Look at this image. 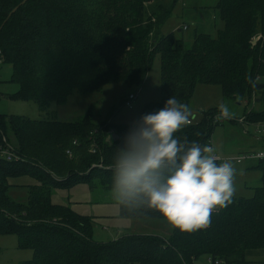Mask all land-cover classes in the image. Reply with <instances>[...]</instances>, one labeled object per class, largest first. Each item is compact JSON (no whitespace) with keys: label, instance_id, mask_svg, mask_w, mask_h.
I'll return each mask as SVG.
<instances>
[{"label":"trees","instance_id":"16d2710c","mask_svg":"<svg viewBox=\"0 0 264 264\" xmlns=\"http://www.w3.org/2000/svg\"><path fill=\"white\" fill-rule=\"evenodd\" d=\"M6 1L0 4V60L12 66L17 97L42 112L73 92H99L117 81L138 88L157 54L160 100L145 105L141 115L159 109L171 95L189 107L196 86L213 85L227 102H252L244 122H264V40L252 44L258 27L264 29L258 24L264 0L254 2L259 13L245 12L237 23L231 20L240 6L219 0L220 18L229 26L216 38L194 35L188 45L160 31L176 0ZM215 116L218 109L190 115L189 124L174 135L209 145L221 121L238 119ZM81 125L85 131L77 137ZM128 127L94 124L90 114L73 124L0 115V143L6 137L20 158L0 161V235H15L19 247L32 252L31 260L20 264H193L201 254L211 264H246V252H264V158L257 160L261 185L251 198L232 199L212 211L207 227L192 232L172 228L168 238L126 234L96 242L89 217L52 205L53 190L80 184L110 190L112 157ZM22 177L37 183L27 187L25 203L6 196L8 181ZM119 211L127 219H162L149 209Z\"/></svg>","mask_w":264,"mask_h":264},{"label":"rangeland","instance_id":"374dc122","mask_svg":"<svg viewBox=\"0 0 264 264\" xmlns=\"http://www.w3.org/2000/svg\"><path fill=\"white\" fill-rule=\"evenodd\" d=\"M218 1L176 0L171 16L161 27V33H172L176 39L182 40L186 45L197 34H207L216 38L220 31L229 26L228 23L225 26L224 21L220 18ZM6 2V0H0V4ZM254 2L255 0H235V3L240 7L234 11L235 15L231 22L237 23L245 12L256 11L259 13V8ZM258 21V24H264V18L258 19ZM258 28V34L252 40L257 41L260 38L264 40V29ZM239 35L241 34H234L237 38H240ZM11 74L12 66L0 60V115L24 117L31 121L53 120L73 124L84 115L90 114L94 124L109 122L112 129L115 130L118 126H129L141 115L145 105L160 100V60L157 54L153 56L146 77L138 88L129 87L124 82L117 81L105 84L99 92H73L64 102L50 103L44 112L40 111L34 103L24 102L17 97L19 85L11 81ZM255 79L256 77H252L251 83ZM130 95H133L134 99L130 102V106H126L124 104L125 99ZM221 103L229 108L233 118L243 119V116L253 109L252 102H248L247 98L239 105H235L233 101L227 102L223 99L219 86L198 85L189 103L190 115L198 117L202 112L218 109V105ZM243 127L244 130L235 122L223 120L215 127L209 140L214 149V154L231 161L236 170L234 176L235 192L232 199H249L254 194L253 189L261 185V171L256 168V160H247L237 164L234 159L242 156L245 152H257L253 151L257 146L258 151H264L263 144L257 141L264 140V137L257 133L264 129V122L257 124L244 122ZM77 129V137L85 131L83 125ZM43 148L39 147V149ZM24 178L28 177L9 180L8 184L10 185V182L13 181L16 183L25 182ZM6 196L13 201L25 203L28 188L23 185H10L6 191ZM130 220L133 221L131 229H135L137 233H146L143 235H158L168 238L172 233V227L163 219ZM102 227L101 223L98 222L95 225L93 222L92 240L96 242L115 240V238L105 239L104 234L108 232L112 234V231H108L110 229L106 231ZM31 258L32 252L28 249H21L15 235H0V264H20L31 260ZM244 261L246 264H264L263 257L259 255L247 256ZM193 264H211V262L207 255L201 254L195 258Z\"/></svg>","mask_w":264,"mask_h":264},{"label":"clouds","instance_id":"9594fccd","mask_svg":"<svg viewBox=\"0 0 264 264\" xmlns=\"http://www.w3.org/2000/svg\"><path fill=\"white\" fill-rule=\"evenodd\" d=\"M190 114L188 105L171 95L129 125L110 166V195L119 209L128 214L153 210L172 228L192 232L209 225L214 208L232 202V162H218L213 147L174 135ZM230 116L219 104L217 119Z\"/></svg>","mask_w":264,"mask_h":264},{"label":"crops","instance_id":"0c3cea01","mask_svg":"<svg viewBox=\"0 0 264 264\" xmlns=\"http://www.w3.org/2000/svg\"><path fill=\"white\" fill-rule=\"evenodd\" d=\"M238 105V104H237ZM242 119V118H241ZM240 119L235 120L238 125L244 130V121L240 123ZM243 120V119H242ZM249 135V134H244ZM264 146V140H257ZM252 151V150H251ZM258 152V146L253 150ZM248 153V152H245ZM244 153V154H245ZM25 182L16 183L10 182V185H23L26 187L36 185L37 183L30 179L24 178ZM50 201L54 206L68 207L74 214L82 217H89L96 225L98 222L102 224V228L110 229L104 238H119L126 234H146L137 233L135 229H131L133 221L127 218L120 217V211L117 205L112 201L110 190L105 188L91 189L88 185L80 184L70 189L53 190L50 195ZM218 208H214L216 210ZM114 230H116L114 232ZM117 234V235H116ZM117 236V237H109ZM248 251L246 256L259 255L264 258V252L261 250Z\"/></svg>","mask_w":264,"mask_h":264},{"label":"built area","instance_id":"2783aa9c","mask_svg":"<svg viewBox=\"0 0 264 264\" xmlns=\"http://www.w3.org/2000/svg\"><path fill=\"white\" fill-rule=\"evenodd\" d=\"M183 28L185 29V26ZM132 99H134V96L130 95L126 99L125 105L130 106V102L132 101ZM216 119H217V116H215V120ZM221 119H224V118H221ZM190 121L191 120L189 119V122ZM239 121H240V123L243 122L242 119H240ZM189 122L187 124H189ZM257 133H259L260 135H262L264 137V129L258 131ZM209 146L212 147L211 143L209 144ZM212 154L217 157L218 162H223L226 160L225 158L218 157L216 154H214V152ZM262 158H264V151L248 152V153H245L238 158H235L234 161H235V163L240 164L241 162H244L247 160H256L257 161V160H260ZM0 161H4L6 163L20 161V158L16 155L13 148L6 142V140L4 138H2L1 143H0Z\"/></svg>","mask_w":264,"mask_h":264},{"label":"water","instance_id":"95a60500","mask_svg":"<svg viewBox=\"0 0 264 264\" xmlns=\"http://www.w3.org/2000/svg\"><path fill=\"white\" fill-rule=\"evenodd\" d=\"M255 42H256V40H253L252 44H254ZM111 138H112V140H115L117 137H116V135L113 134V135L111 136Z\"/></svg>","mask_w":264,"mask_h":264}]
</instances>
